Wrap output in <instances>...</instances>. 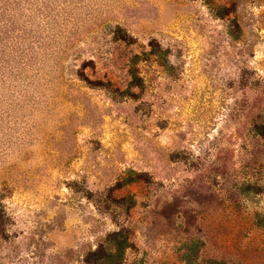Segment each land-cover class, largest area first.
I'll return each instance as SVG.
<instances>
[{"label": "rangeland", "instance_id": "1", "mask_svg": "<svg viewBox=\"0 0 264 264\" xmlns=\"http://www.w3.org/2000/svg\"><path fill=\"white\" fill-rule=\"evenodd\" d=\"M262 133L264 0H0V264H264Z\"/></svg>", "mask_w": 264, "mask_h": 264}, {"label": "trees", "instance_id": "2", "mask_svg": "<svg viewBox=\"0 0 264 264\" xmlns=\"http://www.w3.org/2000/svg\"><path fill=\"white\" fill-rule=\"evenodd\" d=\"M262 135H263V137H264V133H262ZM121 235V233H116V234H113V235H111V237H110V242L112 241V240H114V241H117L116 239L119 237ZM113 242V241H112ZM117 245L118 246H116L114 249H112V250H110L109 251V253L107 252V254H105V258L107 259V260H109L108 258H110V260L111 259H114L115 258V253H117V251L119 250L120 252H122V250L125 248V247H128L127 245V240L126 239H124V241L123 242H118L117 243Z\"/></svg>", "mask_w": 264, "mask_h": 264}]
</instances>
